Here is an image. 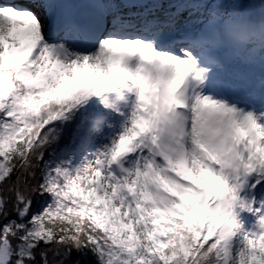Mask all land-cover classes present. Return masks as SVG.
Here are the masks:
<instances>
[{
    "label": "snow or ice",
    "instance_id": "snow-or-ice-1",
    "mask_svg": "<svg viewBox=\"0 0 264 264\" xmlns=\"http://www.w3.org/2000/svg\"><path fill=\"white\" fill-rule=\"evenodd\" d=\"M0 264H264V0H0Z\"/></svg>",
    "mask_w": 264,
    "mask_h": 264
}]
</instances>
